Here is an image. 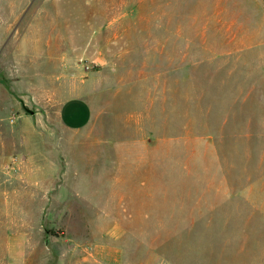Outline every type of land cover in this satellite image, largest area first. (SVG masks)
<instances>
[{"label": "rangeland", "instance_id": "obj_1", "mask_svg": "<svg viewBox=\"0 0 264 264\" xmlns=\"http://www.w3.org/2000/svg\"><path fill=\"white\" fill-rule=\"evenodd\" d=\"M0 264H264V0H0Z\"/></svg>", "mask_w": 264, "mask_h": 264}, {"label": "crops", "instance_id": "obj_2", "mask_svg": "<svg viewBox=\"0 0 264 264\" xmlns=\"http://www.w3.org/2000/svg\"><path fill=\"white\" fill-rule=\"evenodd\" d=\"M59 115L65 127L81 129L90 122L91 105L88 101L71 99L61 105Z\"/></svg>", "mask_w": 264, "mask_h": 264}]
</instances>
